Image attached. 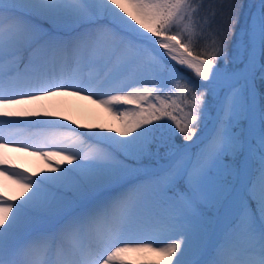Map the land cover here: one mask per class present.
I'll return each mask as SVG.
<instances>
[{
    "label": "snow or ice",
    "instance_id": "6c2138e0",
    "mask_svg": "<svg viewBox=\"0 0 264 264\" xmlns=\"http://www.w3.org/2000/svg\"><path fill=\"white\" fill-rule=\"evenodd\" d=\"M242 7L0 0V264H264V0L238 30ZM64 93L118 135L27 107ZM32 149L47 170L9 156Z\"/></svg>",
    "mask_w": 264,
    "mask_h": 264
},
{
    "label": "bare ground",
    "instance_id": "6f19581e",
    "mask_svg": "<svg viewBox=\"0 0 264 264\" xmlns=\"http://www.w3.org/2000/svg\"><path fill=\"white\" fill-rule=\"evenodd\" d=\"M163 51V50H161ZM174 63V62H173ZM90 93H82L75 95L72 93H64L62 95L48 97L39 101H33L27 107L35 109L40 112L51 111L56 112L59 116H67L70 121H76V124L72 127L76 131H86L81 128L82 125L96 126L98 129L112 132L113 135H118V132L112 131L119 129L122 124L121 117L112 111H109L106 106L96 102L102 97L93 96L89 99ZM119 112L131 111L128 106H119ZM179 114V112H177ZM30 131H38L37 129H31ZM60 131H68L62 129ZM45 151H53L58 149H44ZM36 149L25 151L9 150V156L14 164L20 165L22 168H26L30 173H39L41 170H47L48 165L44 158L36 155ZM65 166H67L65 164ZM0 191L7 193L8 195H18L19 186L14 184L10 180H6L0 177ZM152 253V252H150ZM142 255L139 254V258ZM151 261L158 260L159 257L152 253Z\"/></svg>",
    "mask_w": 264,
    "mask_h": 264
},
{
    "label": "rangeland",
    "instance_id": "374dc122",
    "mask_svg": "<svg viewBox=\"0 0 264 264\" xmlns=\"http://www.w3.org/2000/svg\"><path fill=\"white\" fill-rule=\"evenodd\" d=\"M254 3H258V0H242L241 4L243 5L242 8H239V15H240V24L237 25V29L239 30V27L240 25L244 24L246 22V19H247V16H248V13L250 11H253L254 9L251 7L252 4ZM240 4V5H241ZM239 6V5H238ZM238 6L237 8H235V10L233 9L232 7V11L235 12L237 11L238 9ZM196 47V50L199 49V45H195ZM222 63V62H221ZM186 72H189L191 75L194 76L193 73H191L190 71H188L187 69H184ZM195 77V76H194ZM179 115V114H178ZM193 152L196 151L195 149L192 150ZM148 161V160H147ZM145 164H150L148 162H145ZM154 166V164H152ZM151 240L152 241H155L154 243H152V246L153 247H162L164 245V243L167 242L166 240V237L164 235H152L151 236ZM139 242H142V243H149L151 242L149 239H144V240H141ZM154 254V253H153ZM152 258V253L150 252H144L142 253V255L140 256V259L143 260L145 262V264H147V262L151 261Z\"/></svg>",
    "mask_w": 264,
    "mask_h": 264
},
{
    "label": "trees",
    "instance_id": "16d2710c",
    "mask_svg": "<svg viewBox=\"0 0 264 264\" xmlns=\"http://www.w3.org/2000/svg\"><path fill=\"white\" fill-rule=\"evenodd\" d=\"M242 0H204V8L201 10V15H204L210 8L217 9V16L215 18V21L218 23L220 20V11L221 10H235L238 5H240ZM203 41H200L199 43H196L197 45L201 46ZM180 71L184 72L186 75L191 76L193 79H196L193 75H191L189 72H186L184 68L177 66ZM177 114V113H176ZM178 115V114H177ZM178 143H183L181 137H177Z\"/></svg>",
    "mask_w": 264,
    "mask_h": 264
}]
</instances>
